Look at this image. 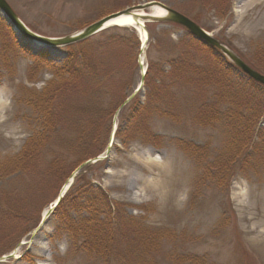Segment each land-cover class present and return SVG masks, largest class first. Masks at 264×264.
<instances>
[{
  "label": "rangeland",
  "instance_id": "rangeland-1",
  "mask_svg": "<svg viewBox=\"0 0 264 264\" xmlns=\"http://www.w3.org/2000/svg\"><path fill=\"white\" fill-rule=\"evenodd\" d=\"M145 1L148 0H8L32 31L46 37L73 34L104 15ZM158 1L189 17H192L191 12L202 13L201 20L195 21L215 39L247 64H264V52L260 51L264 49V0H231L223 16L206 5L211 0ZM199 5L206 7L202 9ZM0 17L12 26L1 11ZM147 29L151 35L143 51L139 34L131 26L111 27L78 42L58 46H43L19 31H15L13 38L0 29V161L16 154L38 127L34 110L21 100V86L41 94L55 79L53 68L64 63L68 50L113 58L112 50L121 47L123 52L127 45L132 61L121 70L120 78L127 82L125 87L114 88L104 97H99L95 90L81 93V89L57 97L62 102L59 105L65 107L64 111L84 113L86 125L98 126L105 122V108L110 105L107 108L111 110L112 129L107 135V146L115 124L118 128L126 124L125 115L133 103L143 104L147 100L149 91L145 84L119 113L112 112L114 107L115 111L118 110L141 80L139 55H142L145 66L150 65L152 58L155 62L162 61L164 68L169 69L167 57L179 55L180 41L188 39L186 29L170 22L151 23V28ZM209 47L205 42L197 45L199 53L195 52V57L200 69L216 77H222L221 71H224L235 85L252 84L249 76L229 58ZM40 56L43 59L37 58ZM203 57H209L206 58L208 62L218 61L220 68L203 61ZM77 84H74L76 88ZM186 92L180 91L185 106L189 100ZM94 96L98 105L92 100ZM190 113L186 108L181 118L154 116L151 127L164 137L162 147L137 139L125 145L122 137L116 134L109 150L106 147L100 156L91 157L84 167L78 168L74 185L65 193L61 192L66 188V179L63 182L53 177L40 179L41 173L31 175L34 178L18 174L0 181V264H104L99 258L74 251L61 218V204L83 175L137 224L161 230L172 238L164 241L154 264H184L181 255L188 253L205 254L206 264H264V151L257 153L255 147L256 143L262 144L263 141L264 149V111L256 115L251 130V134L254 130V144L246 149V154L242 153V161L235 164L238 174L225 192L210 181L200 184L198 177L201 170H205L204 165L186 153L179 141L208 146L206 156L215 157L223 143L226 146L229 135L231 138L234 133H226L221 123L213 127L194 123ZM242 113L251 115L247 109ZM234 123L229 124L236 127ZM69 125L70 122L63 120L59 127L66 130ZM64 130L58 135L62 140ZM103 132L102 136L105 135ZM238 137L244 138L245 135ZM58 143L61 142L55 141L48 156ZM58 195L62 196L61 202L56 208L52 206L54 209L50 213ZM2 205L9 210L3 209ZM117 238L121 243L122 234ZM170 257L173 260H169Z\"/></svg>",
  "mask_w": 264,
  "mask_h": 264
},
{
  "label": "trees",
  "instance_id": "trees-1",
  "mask_svg": "<svg viewBox=\"0 0 264 264\" xmlns=\"http://www.w3.org/2000/svg\"><path fill=\"white\" fill-rule=\"evenodd\" d=\"M230 1L211 0L207 1L206 5L218 10L217 13L223 16ZM206 5L199 7L203 9ZM197 13L189 14L193 20L198 21L201 20L202 13ZM148 28H151V24H148ZM0 29L13 37L12 28L1 17ZM180 43L182 48L180 54L166 59L169 69L164 68L165 64L162 61L155 62L151 58L145 81L149 91L147 100L143 104L133 103L125 115L126 124L119 127L117 136L122 137L125 145L137 139L145 144L162 147L164 137L152 130V119L156 115L181 118L186 108L190 109V118L194 123L198 122L204 127H213L221 123L226 133L233 132L234 135L231 138L229 135L226 146L223 143L215 157L206 156L208 146H199L192 141L183 140L179 141V144L186 153H190L192 157H196L198 163L204 165L205 170L203 172L201 170L198 177L200 184L210 181L212 185L215 184L225 192L228 191L232 178L238 174V167L235 164L242 161V153L246 154V149L254 144L252 142L254 130L252 134L251 130L255 126L256 115L259 116L261 111L262 113L264 111V86L252 79V84L235 85L224 71H221L222 77L209 75L200 69L195 57V52L199 53L197 45H200V42L188 33V39H183ZM112 51L115 54L113 58H103L97 53L87 55V52L83 54L78 52L79 55L72 49L68 50V57L64 63L53 68L55 79L49 82L41 94L21 86V100L34 110L38 127L16 154L0 161V181L18 174L34 178L31 175L41 173L40 179L53 177L63 182L81 163L104 151L107 135L111 131V116L109 117L111 110L107 108L110 105L105 108V122L98 126L86 125L83 122L84 113L64 111L65 107L59 105L62 102L58 101L57 97L65 95L70 90L80 91L79 89L82 90L81 93L95 90L99 97H104L114 88L125 87L127 82L120 78L123 73L121 70L125 64H131V53L127 45L123 52L121 47H116L115 51ZM260 51L264 52V49ZM41 57L43 56L37 58L43 59ZM206 58L203 57L202 60L208 62ZM216 62L218 61L212 60L208 63L213 64L214 68H220ZM252 67L264 73V64L258 63ZM76 83L77 88L74 86ZM181 90H187L185 93V96L186 94L189 96L187 106L184 97L180 95ZM92 100L96 105L99 104L97 97L94 96ZM115 109L116 107L112 110L113 113ZM243 109H247L251 115L244 116ZM63 120L70 122L69 129L59 127ZM232 121L236 127L230 126L229 123ZM62 129L63 140L58 138ZM102 132L105 135L102 136ZM240 134H244L245 137L239 138ZM55 141L61 143H58L52 155L48 156ZM262 145L263 141L262 144L256 143L257 153L264 151ZM98 188L83 175L81 179H77L74 189L59 208L63 212L61 218L74 251H81L90 258H99L104 264H154L164 241L172 238L167 237L161 230L137 224L135 219L122 212L119 205L115 207L117 204ZM1 207L9 210L4 205ZM120 234L122 244L117 238ZM170 255L180 257L175 253ZM188 255H181L184 264H206L205 254ZM169 260L173 259L170 257Z\"/></svg>",
  "mask_w": 264,
  "mask_h": 264
},
{
  "label": "water",
  "instance_id": "water-1",
  "mask_svg": "<svg viewBox=\"0 0 264 264\" xmlns=\"http://www.w3.org/2000/svg\"><path fill=\"white\" fill-rule=\"evenodd\" d=\"M155 4H160L162 7H164L169 13L170 18L168 20L175 21L184 27L188 29L190 33H192L197 39L205 42L209 46L221 51L225 56H227L240 70H242L246 75H248L253 80L257 81L258 83L264 85V74L254 70L251 68L248 64H246L240 57H238L236 54H234L230 49H228L225 45L220 43L217 39H215L211 34H209L208 31H206L204 28H202L200 25H198L195 21H193L188 16L180 13L177 10H174L168 6H166L164 3L160 1H150L148 3L139 4L138 6L132 7L130 9H127L126 12H129L130 10H140V9H148L153 7ZM0 11L4 14L5 18L8 20L9 24L13 26L15 31H19L23 35L34 39L35 41L42 43L43 46H58V45H66L70 44L76 41H79L81 39H84L86 37H89L104 28H106V23L118 16L121 12L114 13L111 15H108L104 17L103 19L99 20L98 22L90 25L85 30H83L80 33H77L75 35H70L64 38H51L46 37L43 35H40L38 33H35L30 28H28L25 23L21 20V18L18 16V14L14 11L12 6L8 3L7 0H0ZM156 20V19H153ZM144 22L147 21V19L143 20ZM143 22V24H144ZM145 27V26H144ZM144 79V78H143Z\"/></svg>",
  "mask_w": 264,
  "mask_h": 264
},
{
  "label": "bare ground",
  "instance_id": "bare-ground-1",
  "mask_svg": "<svg viewBox=\"0 0 264 264\" xmlns=\"http://www.w3.org/2000/svg\"><path fill=\"white\" fill-rule=\"evenodd\" d=\"M149 10H150V13H147L146 10L144 11L143 9L130 10L129 12H126L127 10H125L121 12L120 14H118V16L110 19L106 23V26L110 27L113 25H120V26L137 27L140 32V37L143 42V47L145 48L147 46V40L149 39H148V32H147L148 30H146V27H144L143 20L144 19L153 20V19L170 18L169 13L166 12L167 10L164 7H162L160 4L153 5V7H151Z\"/></svg>",
  "mask_w": 264,
  "mask_h": 264
}]
</instances>
